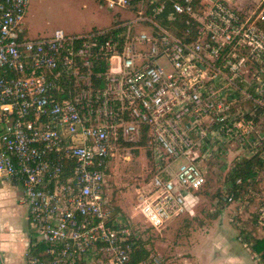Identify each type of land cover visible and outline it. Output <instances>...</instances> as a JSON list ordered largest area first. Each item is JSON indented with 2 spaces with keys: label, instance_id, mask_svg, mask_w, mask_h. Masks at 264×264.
Masks as SVG:
<instances>
[{
  "label": "built area",
  "instance_id": "built-area-1",
  "mask_svg": "<svg viewBox=\"0 0 264 264\" xmlns=\"http://www.w3.org/2000/svg\"><path fill=\"white\" fill-rule=\"evenodd\" d=\"M103 1L117 10L108 26L29 37L30 0H0V174L28 208L25 264H162L132 260L137 227L110 202L121 147L150 158L138 198L153 228L189 209L184 192L220 147L264 159L261 3ZM250 191L264 229V187Z\"/></svg>",
  "mask_w": 264,
  "mask_h": 264
},
{
  "label": "rangeland",
  "instance_id": "rangeland-1",
  "mask_svg": "<svg viewBox=\"0 0 264 264\" xmlns=\"http://www.w3.org/2000/svg\"><path fill=\"white\" fill-rule=\"evenodd\" d=\"M256 3L252 1L247 5L253 8ZM116 11L109 9L103 0H30L24 23L25 35L46 36L57 28L84 33L116 21ZM115 152L107 183L110 202L114 210L135 223L138 236L149 252L144 261L147 262L152 254L160 256L162 264H208L218 253L225 261L229 251L246 256L245 263L253 260L251 243L254 238L264 235V229L254 218L257 197L250 188L238 197L234 190L239 186L234 185L232 176L234 166L250 158L245 150L229 145L204 158L205 183L197 193L193 190L184 192L189 209L181 216L169 218L161 228L150 227L140 213L138 190L148 188L151 167L145 148L121 147ZM258 172V185L264 187V165ZM18 210L17 219L31 234L24 217L25 206L22 204ZM223 238L227 240L226 247L217 244ZM260 257L264 262V254Z\"/></svg>",
  "mask_w": 264,
  "mask_h": 264
},
{
  "label": "crops",
  "instance_id": "crops-1",
  "mask_svg": "<svg viewBox=\"0 0 264 264\" xmlns=\"http://www.w3.org/2000/svg\"><path fill=\"white\" fill-rule=\"evenodd\" d=\"M255 1L257 4L261 3L264 6V0H236L239 7L248 8L249 2ZM108 26V24H106ZM23 191L20 183L14 181L8 175L0 174V261L4 264H25L27 251L33 249L35 243V236L30 234L19 222L17 216L20 215L19 207L23 204L26 208L25 221L27 222L28 208L23 202ZM27 226H29L27 222ZM226 238L218 241V245L225 244ZM245 245L246 242H244ZM181 246V244L179 245ZM248 246V245H247ZM228 252V251H223ZM253 260L245 263L247 257L244 255L232 254L228 252L226 260L222 258L223 255L217 254V257L208 264H254L256 258L261 256V252H253ZM220 254V255H219ZM260 255V256H259Z\"/></svg>",
  "mask_w": 264,
  "mask_h": 264
},
{
  "label": "trees",
  "instance_id": "trees-1",
  "mask_svg": "<svg viewBox=\"0 0 264 264\" xmlns=\"http://www.w3.org/2000/svg\"><path fill=\"white\" fill-rule=\"evenodd\" d=\"M260 25L264 29V24ZM262 150H264V148H262ZM263 165V158H261L260 156H253L242 162V164L234 166L232 171L233 182L234 185L236 184L237 186H239L236 190H234V193L238 195V197L241 196L244 191L247 190V188H254L256 190H260V188H262V186L258 185L260 182L259 180H256L255 177L256 174H259L258 171ZM237 177L241 178V182L239 184L236 182ZM135 241L138 245H136V247L132 251V260L134 262H137L147 257L149 252L144 246V241L141 240L139 236L135 237ZM250 248V250H252L253 252H261L262 254H264V235H262L261 237L254 238V241L251 243Z\"/></svg>",
  "mask_w": 264,
  "mask_h": 264
}]
</instances>
